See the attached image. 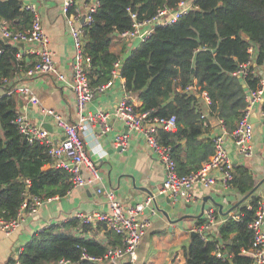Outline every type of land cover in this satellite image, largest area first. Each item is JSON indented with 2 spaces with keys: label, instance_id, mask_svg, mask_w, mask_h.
I'll use <instances>...</instances> for the list:
<instances>
[{
  "label": "trees",
  "instance_id": "trees-1",
  "mask_svg": "<svg viewBox=\"0 0 264 264\" xmlns=\"http://www.w3.org/2000/svg\"><path fill=\"white\" fill-rule=\"evenodd\" d=\"M179 1L98 0L92 22L83 29V38L84 52L90 58L87 76L91 88L109 82L114 64L120 60L123 87L141 103L135 110L148 113L151 119L175 116L176 130H157L156 138L161 146L170 148L178 174L187 175L200 169L213 154L211 137L202 139L210 131V119L221 121L225 131L231 133L243 115L247 92L260 83L254 75L238 77L235 73L250 58L257 67L264 65V0H191L192 10L171 25L154 27L151 35L123 60L111 52L115 36L122 37L133 29L131 14L142 22L162 8H176ZM73 11L72 6L69 12ZM0 20L12 32L25 33L30 30L32 13L21 0H0ZM18 53L17 44L0 37L3 90L11 87L7 82L15 73L26 69L24 57L18 58ZM17 105L15 96H1L0 219L4 222L16 218L25 193L47 200L65 196L71 187L67 171L45 168L51 163L47 146L29 143L19 134L13 124ZM261 112L264 123V102ZM262 152L264 164V135ZM233 170L230 186L244 197L255 182L245 167L235 165ZM258 200L249 195L245 205L235 208L232 216L238 218L228 217L218 229V238L224 242L221 251L231 256L230 262L216 258L215 242H203L195 236L184 254L186 264H250V258L241 251L252 245L248 225ZM90 226L76 218L48 226L35 233L18 256L6 264H55L61 259L71 264H94L81 260L82 254L101 257L109 245L120 244V238L109 230L105 232L108 242L101 243L72 232H87Z\"/></svg>",
  "mask_w": 264,
  "mask_h": 264
},
{
  "label": "crops",
  "instance_id": "crops-1",
  "mask_svg": "<svg viewBox=\"0 0 264 264\" xmlns=\"http://www.w3.org/2000/svg\"><path fill=\"white\" fill-rule=\"evenodd\" d=\"M21 1L35 7L43 30L49 38L57 70L66 79H70L73 47L65 18L61 12L62 0ZM94 3V0H73V10L80 15L79 23L87 9ZM6 26L8 28L7 24ZM139 44L140 41L137 39L115 36L110 50L119 54V58L123 60ZM35 47L36 44L31 42H25L21 46L18 44L20 57H24L23 63L26 69L37 59L36 55L28 53ZM25 70L21 69L20 73H15L7 83L12 88L28 87L38 102L32 104L20 96H15L18 102L16 111L25 113L34 124L43 126L49 132L52 141L58 142L62 139V135L55 126L53 116L45 114L44 110H52L66 121L75 122L74 94L65 82L57 80L52 75L30 78L26 76L27 70ZM256 70L264 72V65L257 67ZM4 91L0 87V96L5 95ZM122 95L123 80L119 76L112 79V85L103 93L98 94L85 107L86 114H95L96 112L108 114L105 121L109 130L106 133H102V122L99 119L93 124H84L79 132L88 155L98 166L100 182L92 186L71 188L63 197L49 198V201L44 202L37 214L24 215L23 221L20 222V229L12 234L6 235L0 230V264H6L10 259H15L33 235L48 226L67 222L74 218V214L77 212L108 211V203L104 195L97 193V188L112 190L124 208L134 206L146 198L152 199L151 206L155 213L151 215L148 211L145 212L150 220V226L138 245L135 264H186L185 251L193 238L191 236L193 230L204 223V212L213 209L217 219L224 222L234 214L237 206L247 203V197H243L232 187L225 190L220 181L209 189L194 188L193 200L189 203L184 201L172 203L168 196L159 194L158 190L164 179V169L157 155L146 146L142 137L137 133L129 132V141L124 149L115 147L113 143L116 134L128 133L127 128L111 115ZM203 100L205 101V98ZM263 102L264 93L261 103L253 109L250 116L255 127L252 158L245 159L239 156L231 138L226 136L224 139V145L233 163L236 166L245 167L251 174L255 185L264 179L262 152L264 131L261 126L263 121L261 104ZM131 103L135 108L141 104L134 95L131 97ZM209 122L210 131L205 133L202 139L212 137L219 132L216 119L212 118ZM260 128L262 129L261 133L259 132ZM180 146L184 148V142H181ZM95 147L102 150L101 158L92 156V150ZM183 154L184 152H182ZM50 167H52L51 163L45 166L46 169ZM82 175L88 177L86 171H83ZM252 195L264 201V182ZM100 225V228L96 224L91 225L87 232L78 229H72V232L83 237H94L101 243H107L108 238L105 232L109 230L105 228L104 224L100 223ZM220 225L214 228L211 238L217 234L219 240ZM195 236L197 235L195 234ZM111 246L117 245L108 247Z\"/></svg>",
  "mask_w": 264,
  "mask_h": 264
},
{
  "label": "built area",
  "instance_id": "built-area-1",
  "mask_svg": "<svg viewBox=\"0 0 264 264\" xmlns=\"http://www.w3.org/2000/svg\"><path fill=\"white\" fill-rule=\"evenodd\" d=\"M83 17V22L79 23L80 15L73 11L69 12L73 6V0H62L61 12L65 18L68 33L70 34L73 47V60L71 65L70 79H66L60 74L53 61V54L50 49V41L45 34L41 25V19L36 9L31 4H24V8L32 13V21L30 30L25 33H14L10 31L6 24L0 21V36L4 40H9L12 44H23L25 42L35 43L36 47L29 50V54H34L37 59L33 65L25 72L30 78L39 77L41 75H52L57 80L65 82L72 90L75 100L76 121L68 122L62 117L56 115L52 110H44V113L54 118L56 128L62 135V139L58 142L52 141L49 132L43 127L34 124L29 117L23 112L16 114L13 124L16 126L19 134L29 143L39 142L48 148V154L51 158V165L54 168L67 171L71 177V188L84 186H92L100 182V173L97 164L88 155L85 144L81 139L79 132L84 124H93L96 120H100L101 131L106 133L109 126L106 123L108 114L96 112L95 114H86L85 107L98 94L103 93L112 85V79L119 77V68L122 62L119 60L114 64L112 71V79L106 84L97 88H91L87 70L90 66V58L84 52V27L92 22L91 15L95 12L98 0H94ZM193 9L191 0H180L176 8H162L157 14L145 21L137 22L136 15L131 14L134 21L133 29L122 34V37L128 39H137L144 41L151 35L153 28L156 26H168L178 21V19ZM20 57V53L17 54ZM257 66L252 58L245 64L241 65L235 73L238 77H246L254 75L260 78V83L255 90L247 92L246 106L242 117L236 124L235 129L231 133H227L222 126V122L217 121L219 132L211 137L213 143V154L204 162L200 169L196 172L179 175L175 162L171 156L170 148L161 146L156 138L157 130L165 132H174L177 128L175 116L168 118H149L148 113H140L135 110L131 103V93L126 92L123 87V95L118 101L115 110L111 114L112 117L121 122L127 132L118 133L113 139L115 147L124 149L129 141V132L139 134L146 146L154 152L160 164L164 169V179L158 193L169 197L172 203L184 201L189 203L193 200L192 192L194 188L200 187L203 190L214 187L218 181L221 182L226 190L230 188L234 175V166L229 156L228 150L224 145V139L229 136L235 147L236 153L245 158L250 159L254 154V135L255 127L250 116L253 109L262 101L264 93V72L257 71ZM189 90L191 87L188 88ZM5 95L20 96L32 104L38 102L37 98L28 87L8 88L4 91ZM1 99V96H0ZM208 104V99L204 101ZM263 120V113L261 114ZM262 128L264 123L262 121ZM92 156L101 158L102 150L95 147L92 150ZM86 171L88 177H84L82 172ZM97 193L104 195L108 203V211H91L77 212L74 218L78 219L81 224L95 225L96 223L104 224L105 228L118 235L121 244L108 247L105 254L101 257H88L82 254L81 260H87L94 264H122L124 261L135 264L137 261V248L141 239L146 234L150 220L145 215L148 211L151 215L155 213L152 208V199L146 198L144 201L135 204L129 208H124L117 200L112 190L97 188ZM24 202L19 209L14 220L4 222L0 219V230L6 235L14 233L20 229V222L23 216H32L37 214L44 202L37 196L24 194ZM204 223L198 225L193 230L203 242H215V256L221 261H231V256L221 251L224 243L217 239V234L213 236L214 228L223 221L217 219L215 211L208 209L204 212ZM237 219L238 216L234 215ZM252 234V245L248 250H242L241 254L250 258V264H264V201H257L255 216L248 225ZM215 234V232H214ZM210 235V236H209ZM215 240V241H211ZM55 264H71L68 260L61 259Z\"/></svg>",
  "mask_w": 264,
  "mask_h": 264
},
{
  "label": "water",
  "instance_id": "water-1",
  "mask_svg": "<svg viewBox=\"0 0 264 264\" xmlns=\"http://www.w3.org/2000/svg\"><path fill=\"white\" fill-rule=\"evenodd\" d=\"M81 23L83 22V17L81 18V21H80ZM20 46L22 45V44H19ZM253 123V122H252ZM259 132L261 133L262 132V129L260 128L259 129ZM264 182V179H262L259 183H257L254 187H253V189L245 196V198L246 197H248L249 195H251V194H253L255 191H256V189L258 188V186H260L262 183ZM192 237H194L195 236V234L193 233L192 235H191ZM108 264H113V263H108Z\"/></svg>",
  "mask_w": 264,
  "mask_h": 264
}]
</instances>
